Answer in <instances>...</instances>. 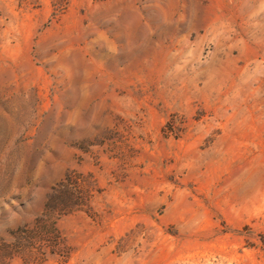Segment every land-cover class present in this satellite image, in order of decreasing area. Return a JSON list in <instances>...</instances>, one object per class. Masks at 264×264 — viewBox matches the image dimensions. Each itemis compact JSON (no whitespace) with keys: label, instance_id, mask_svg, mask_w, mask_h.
<instances>
[{"label":"rangeland","instance_id":"obj_1","mask_svg":"<svg viewBox=\"0 0 264 264\" xmlns=\"http://www.w3.org/2000/svg\"><path fill=\"white\" fill-rule=\"evenodd\" d=\"M0 264H264V0H0Z\"/></svg>","mask_w":264,"mask_h":264}]
</instances>
